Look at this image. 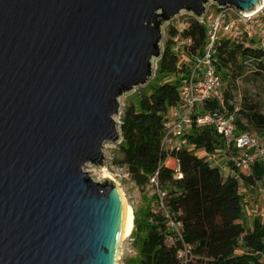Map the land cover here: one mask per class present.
<instances>
[{
    "label": "water",
    "instance_id": "1",
    "mask_svg": "<svg viewBox=\"0 0 264 264\" xmlns=\"http://www.w3.org/2000/svg\"><path fill=\"white\" fill-rule=\"evenodd\" d=\"M263 2L0 0V264H122L126 192L86 170L122 140V97L178 15Z\"/></svg>",
    "mask_w": 264,
    "mask_h": 264
},
{
    "label": "trees",
    "instance_id": "2",
    "mask_svg": "<svg viewBox=\"0 0 264 264\" xmlns=\"http://www.w3.org/2000/svg\"><path fill=\"white\" fill-rule=\"evenodd\" d=\"M182 16V21L166 28L156 77L139 89L135 99L125 102L120 117L122 140L112 163L126 167L140 187H154L152 203L144 206L146 210L134 208L131 236L138 255L126 259L125 264H183L178 251L184 243L192 246L186 264H264V223L255 217L247 226L245 196L239 191L240 178L256 185L264 177V165L257 162L249 176L241 171L239 175H225L219 166L196 153L200 147L211 153L225 148L224 138L211 126L187 129L181 146L162 144L170 110L183 99L182 78L190 72L189 62L181 54L192 58L202 53L206 41V23L192 14ZM177 37H191L192 44L178 51ZM214 62L223 81L232 87L249 73L264 79V47L253 39L223 36ZM231 92L225 91L226 101L232 100ZM245 99L236 112L238 130L264 132L262 109ZM218 106L212 100L206 109ZM229 108L233 110L234 104L229 103ZM228 163L234 169L233 163ZM158 188L166 193L162 200ZM171 219L182 223L180 231L173 230Z\"/></svg>",
    "mask_w": 264,
    "mask_h": 264
},
{
    "label": "built area",
    "instance_id": "3",
    "mask_svg": "<svg viewBox=\"0 0 264 264\" xmlns=\"http://www.w3.org/2000/svg\"><path fill=\"white\" fill-rule=\"evenodd\" d=\"M213 5H209L204 19H200L207 26L206 41L202 53L190 59V72L181 82L183 99L180 104L172 107V116L166 122L162 144L169 148L181 146L182 136L187 129H192L194 126L214 127L226 143L225 148L220 151L227 154V159L233 163L235 170L249 176L252 175L253 167L257 162L264 165V134L238 130L236 112L240 106L232 100L226 101L223 92L224 81L216 69L214 55L218 42L227 35L255 41L261 38V42L257 44L264 47V5L254 11L246 12L235 6L218 8L217 5ZM212 7L216 10L210 15ZM184 13L186 12L181 14ZM180 29H184L183 24ZM191 44V37H177L175 49L181 51ZM212 100H216L219 106L206 109V105ZM229 103L234 104L233 110L229 108ZM261 190L264 193V187H261ZM157 192L162 200L166 193L159 188ZM170 224L173 230L180 231L182 226L180 221L171 219ZM191 248V245L184 243L179 249L178 255L183 264L188 262ZM261 257L264 260V252L261 253Z\"/></svg>",
    "mask_w": 264,
    "mask_h": 264
},
{
    "label": "rangeland",
    "instance_id": "4",
    "mask_svg": "<svg viewBox=\"0 0 264 264\" xmlns=\"http://www.w3.org/2000/svg\"><path fill=\"white\" fill-rule=\"evenodd\" d=\"M213 5V3H212ZM214 6V5H213ZM215 8L212 7L210 11V15L215 12ZM182 15H189L188 13L181 14L178 18H176L174 21L172 20L171 22L167 23L164 26V39L166 35V28L170 23H175L178 24L180 21L184 19ZM209 15V16H210ZM183 17V18H182ZM261 38H258L256 40V43L261 42ZM181 57L183 59H187V61H190V58L185 56L184 54H181ZM158 61V60H157ZM190 63V62H189ZM156 69L157 66L155 65L154 68V77H156ZM173 80L176 79V76H172ZM147 85V84H146ZM146 85L140 86L135 88L133 91L125 94L122 97V107L120 112L116 115V118L120 120L122 109L125 105V102H127L128 99L132 98L135 99L136 96L139 92L140 88L146 87ZM230 89L231 94H232V101L236 103L238 106H242V103L245 102V97H247L248 100H252V102H255L259 105V107L262 109L264 113V79H258L252 76L250 73L246 76L244 79H239L236 83V87H232L228 82H224L223 85V92L226 90ZM242 119L243 121H247V117L242 114ZM264 134V132H261ZM119 143H112L108 142L105 145V154L107 156L106 164L105 166H95L92 163H88L86 166V170L89 171L92 176L99 181H103L105 176H113L122 186L124 191L126 192L127 199L129 204L132 207L133 213H134V208L142 209L145 211V205L152 203L153 195H154V187L152 185H148L146 188H142L139 185H137L129 176L127 173L126 167H121L118 165H115L112 163V158L114 154L116 153L117 145ZM219 152V151H216ZM196 153L203 156L206 160L211 162L213 165H218L222 169V171L226 174H230L229 166L228 164L224 163L222 165L221 161L224 158L223 156L216 155L215 157L211 155V152H208L205 150V148H198L196 149ZM259 184V189L260 187H264L263 182L262 184ZM257 184V185H258ZM246 182L240 178V194L241 196H245L247 201H244L245 203L243 204V215L245 218V222L247 226L250 224L252 225L253 220L255 217H259L262 219L264 223V193L262 190H260L261 195H257L256 192L246 191ZM154 205V204H153ZM250 225V226H251ZM134 227V226H133ZM133 230V229H132ZM132 232L130 235L127 236L125 243H124V252L122 256V264H125L126 259H132L137 257L138 251L136 247L132 244L133 243V238H132Z\"/></svg>",
    "mask_w": 264,
    "mask_h": 264
},
{
    "label": "crops",
    "instance_id": "5",
    "mask_svg": "<svg viewBox=\"0 0 264 264\" xmlns=\"http://www.w3.org/2000/svg\"><path fill=\"white\" fill-rule=\"evenodd\" d=\"M191 59V58H190ZM189 62H191V60L189 61ZM170 116H172V108H171V110H170ZM211 155L212 156H216V155H219V156H223L224 155V158H223V160L221 161V163H222V165H224V163H226V164H228V166H229V170H230V174H232V175H239V172L240 171H236L235 169H233V167L232 166H230V164L228 163V159H227V154L226 153H224V151H219V152H212L211 153ZM218 166V165H217ZM220 167V166H219ZM222 170V169H221ZM223 172V171H222ZM224 173V172H223ZM225 174V173H224ZM226 175H228V174H226ZM260 182V184H262V182H264V177L259 181ZM258 182V183H259ZM257 183V184H258ZM250 185V184H247V186H246V191H250L251 192V190L253 191V192H256V194L257 195H261L260 193V190H261V187H260V189H259V184L258 185ZM245 201H247L246 200V198H245ZM251 225V224H250ZM249 225V226H250Z\"/></svg>",
    "mask_w": 264,
    "mask_h": 264
},
{
    "label": "bare ground",
    "instance_id": "6",
    "mask_svg": "<svg viewBox=\"0 0 264 264\" xmlns=\"http://www.w3.org/2000/svg\"><path fill=\"white\" fill-rule=\"evenodd\" d=\"M263 5H264V2L262 3L260 7H262ZM133 226H134V213H133L131 205L129 204V217H128L127 228L125 232L126 238L132 232Z\"/></svg>",
    "mask_w": 264,
    "mask_h": 264
}]
</instances>
